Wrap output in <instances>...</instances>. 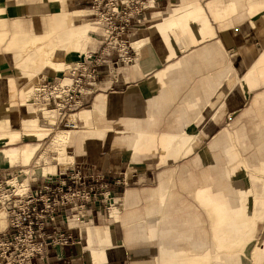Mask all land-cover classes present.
<instances>
[{
  "label": "crops",
  "instance_id": "1",
  "mask_svg": "<svg viewBox=\"0 0 264 264\" xmlns=\"http://www.w3.org/2000/svg\"><path fill=\"white\" fill-rule=\"evenodd\" d=\"M226 4L227 0H166L161 4L165 10L171 8L175 13L181 8H189L188 11H192L200 25H210L213 36L202 41L197 38L199 34L195 35L186 23L181 25L184 38H178L176 42L175 35L163 26L162 40L157 31L152 29L157 19H153L149 12L146 13L140 26L127 35V42L130 45L138 39L148 38L153 51L143 49L138 55L134 52L136 55H131L132 63L127 65L100 67L93 94L84 97V106L80 108L82 110L72 114V122H79L82 130L92 131L96 125L104 129L106 132L103 137L77 135L69 146L72 154L62 162L59 161V150L51 140L53 164H48L42 157L43 166L38 169V175L60 174L56 176L57 179L51 177V180L61 182L64 179L70 184V177L78 172L87 189H91L93 197L83 204L81 210L91 217L93 224L107 226L111 231L113 247L107 251L108 261L104 264H146L151 253L155 252L156 246L141 237L126 240L125 231L131 225L144 226L141 221L146 220L147 211L151 215L159 211L158 198L153 192L160 186V176L168 177V184L174 187L170 191L173 205L169 210L175 211L182 204L190 205L195 211H185V216L202 220L206 226V212L196 203L194 191L205 185L212 187L213 193L222 197L230 193V184L237 176L233 171L229 174L221 156L216 157L211 153L221 151L222 145L226 143V140L225 143L221 140L228 137L229 129L235 128V132L242 129L244 137L245 121L264 118V102L260 100L253 106L256 98H264V70L256 73L255 87L249 91L248 100L236 88L229 91L227 84L229 73L241 75L260 50L264 43V30L258 33L249 30L247 24L252 18L244 11L222 19ZM68 5L74 9L66 11L87 9L88 12L91 0H69ZM197 5L203 13L196 12ZM218 13L220 19L217 18ZM96 45L91 44L89 39L86 49ZM1 57L3 65L0 70L4 75L0 78V86L10 77V88L15 97L19 90L15 72H24L26 64L23 60L27 56ZM8 102V99H4L3 105ZM250 103V107L258 112L257 116L252 114V110H245ZM53 127L56 133L64 131L58 122ZM18 129L22 132L21 128ZM14 130L15 123L0 121V131ZM54 132L47 136L52 139ZM138 133H145L144 136L150 138L144 139L140 151L132 156L130 145ZM189 135L198 137L192 148L187 147L185 141L175 138ZM163 136L171 138L165 139ZM219 144L221 149H217ZM43 145L47 146V142H43ZM37 150H33V155L26 163H22L24 161L21 159L20 164L24 168L30 166ZM240 157L242 163L251 166L248 169L252 174H245L254 177V173H257L255 169L259 170L260 167L258 162L257 165L253 162L259 160L258 154H242ZM8 163L10 161L0 163V167L14 165H6ZM243 168L244 165L241 167L242 173ZM208 170L211 176L206 175ZM3 173L10 175L1 170L0 178L4 176ZM18 173L26 174L29 171ZM14 176L15 173L11 177ZM21 176L15 178L22 179ZM96 178L101 180L94 182ZM44 179L37 178L36 188L43 185ZM255 184L259 187L254 189L252 185V192L257 194V199L264 198L262 185ZM106 195L111 199L125 200L119 223L110 218ZM68 215L69 212L58 217L47 232L52 234L60 231L71 238V243L65 246H44L31 264H93L88 252L83 249L86 237L82 223L72 221ZM136 230L139 234L142 232L139 227ZM259 231L262 234L258 242L264 243V226L259 225Z\"/></svg>",
  "mask_w": 264,
  "mask_h": 264
},
{
  "label": "bare ground",
  "instance_id": "2",
  "mask_svg": "<svg viewBox=\"0 0 264 264\" xmlns=\"http://www.w3.org/2000/svg\"><path fill=\"white\" fill-rule=\"evenodd\" d=\"M8 1L11 2L14 0H7V2ZM157 1L158 0H148L147 8L149 11L156 6L157 11L153 12L152 18L158 19L161 17L163 19L162 23H154L152 26V29L157 31L162 40L163 38L161 35V28L163 26H165L172 34H176L177 36L181 37V25L184 23H186V25L192 29L195 35L199 34V37H197L199 41L213 36L212 28L207 23H203L198 26L191 25L189 17L192 13L187 12L189 8H181L176 11L177 13H175L171 8L165 10L163 6H157ZM241 1H247V15L250 17L254 14H259V8L264 9V2H258L261 0H252L257 1L258 3H253L251 0H227V4L224 6L222 12L223 17L226 18L232 9H238V7H240L242 4L240 3ZM65 2L66 0H33L28 9V11L30 10L31 17L27 20V23H25L28 24V27L22 28L20 25V15L22 16L23 14L20 13L24 10L20 9V2L9 4L8 14L10 19L8 22H6L4 8L5 5L3 0H0V44L4 42L6 34L8 33V25H10L11 30L14 31L11 38L7 41V44L4 48V54L27 56L23 60V62L26 64L24 72H16L15 74V78L19 86V91L15 97L13 95V90L10 88V77H7L4 84L0 86V121L7 120L8 122L15 123L16 125L20 119L19 121L23 127L28 130L29 138L42 137L44 132L47 131L42 129L44 123L48 122V120L49 122H53L55 120V113L58 115V111L54 108L51 109L44 107L38 113H31L30 111L32 105L33 107L39 106L34 104L33 95L38 81H42L41 76H45V79L43 80H46L51 75L55 76L56 74H60L58 68L61 66L65 68L64 71L72 73L80 63L73 64V69H70V64L74 60L83 56L81 43L83 40L92 39L89 35L90 31H92L90 34L93 35L96 31L102 30V42L107 36L106 30L102 26V20L104 19L102 14L99 13V16L102 18L101 21H93L94 25L87 21L80 22L79 19H81V17L84 19L86 16L85 14L87 13H90L91 15L92 10H89L88 12H76L74 10L66 11L64 9ZM230 5L233 6L230 7ZM197 8L198 9L196 12L198 14L203 13L198 5ZM254 10H256L255 13H253ZM116 11L118 10H115V12ZM217 18L220 19V16H217ZM257 19L259 18H252L248 21L247 26L249 27V30H253ZM263 30L264 23L261 24L260 30H258L256 33ZM21 36L26 38L19 40ZM92 41L98 44L97 40ZM133 45L136 47L137 55L143 49H146L147 52L153 51L148 38L142 40L138 39ZM120 46L121 49H123V52L124 50L128 51V48H131L130 46H125L123 43H121ZM32 55H37V57H33ZM168 58L169 56L167 59ZM83 60H92V54L90 51L86 53ZM2 65L3 62L0 60V69H2ZM47 66L50 67V70L52 71L51 73L47 70ZM262 67H264V43L241 75L229 73L227 77L228 90L232 91L235 88L238 89L240 92H242L246 100L248 98L247 94L249 91L255 87V80L257 79L256 73H259V70L261 69L262 71L264 70ZM3 75L4 73L0 70V78H2ZM58 77L59 83L61 85H67L71 83L69 74L63 73L58 75ZM4 99H8L9 101L5 105H3ZM260 100L264 102V98H256L253 102V106H256ZM39 107H41V105ZM251 109H253V107H251ZM19 112L21 113L20 118H18ZM68 120H70L69 123L72 122L73 115H70ZM260 124L262 125L261 127H263L262 130H264V118L261 119ZM105 132L106 131L104 129H99L97 125L94 129H92V131H85L82 129L77 131H60L54 138V145H56L57 149H60L61 153L71 152L69 146L77 135H82L83 137L101 138ZM5 133L6 132L0 131V141L4 139ZM144 135L145 133H138L133 138L130 145V149H132V156L135 152L137 153L140 151L141 147L143 146V140L150 138ZM17 137L18 136L16 133H12L11 137H9L10 141L8 142H14ZM163 138L169 139L171 137L163 136ZM184 138V141L187 143V147L192 148L193 143L196 142L198 137L197 135H189L184 136ZM254 141H258L257 154L260 160V167L258 171L264 176V133H261V135L256 137ZM238 142L240 145H242V138H239ZM226 154L233 162L237 160L236 157L230 152L229 147L226 149ZM16 179L18 178H15V180ZM19 179V183L8 180L5 181L4 184L0 183V205L1 202H4V207H6L8 201L11 200L12 197H23L30 192L25 189L24 184H21ZM160 179V186L153 193H155L158 198V210L163 211L161 208H163L164 205H167L168 203L172 207L173 201L170 199V194L168 196L165 195V191L170 185V183L168 184L166 180L168 177L163 178V176H161ZM15 186L19 187L17 188ZM30 187L31 186H29V188ZM4 188H7L8 190H3ZM4 193H7L8 195H4ZM213 195H215V198H213ZM195 199L201 206L206 207L210 214L213 215L214 220L212 221L211 230L213 232L228 233L229 236L222 237L221 243L218 244L214 241L209 242L207 240L208 228L203 227L197 218L186 217V213L184 214V212L191 211L193 207L183 204L181 206L179 205V207L175 209V211H179V213L173 214L171 217L161 216L160 219H158V212L157 214L151 215V212L147 211L145 222L148 224V227L140 228V225H131L126 227V240L129 241L130 239L132 240L136 237H141L146 242L153 243L156 246L155 253L150 256V262L148 264H210L211 255L216 256V260L213 264H229L227 259L228 254H231L234 251H242L247 242L253 237L254 230L256 229V222L252 219V210L256 202L253 198L249 181L247 179H242L241 184L235 187L234 192L228 193L226 197L214 194L212 187L202 185L200 188H198L195 194ZM258 200L261 204L262 211L261 214L258 215L257 219L255 218L257 222L264 220V198H259ZM122 201H125L124 198ZM168 211L170 210L168 209ZM72 217L74 218V216ZM114 221L119 223L120 215H115ZM186 223H193L194 226L184 228L179 226ZM156 224H159L160 226L158 234H160L161 240L159 239V242L155 239L156 236L154 227ZM3 226L4 214L0 212V229L3 228ZM137 227L142 230L140 234L137 233ZM94 233L98 239L97 246L94 245L92 238L91 240H88V243L83 249L88 252L93 264H104L108 261L107 251L112 249L113 243H110L109 236L105 232H102L101 229L95 228ZM92 236H94V234H92ZM119 244L122 245V242H119ZM236 263L249 264L245 258L239 259Z\"/></svg>",
  "mask_w": 264,
  "mask_h": 264
},
{
  "label": "built area",
  "instance_id": "3",
  "mask_svg": "<svg viewBox=\"0 0 264 264\" xmlns=\"http://www.w3.org/2000/svg\"><path fill=\"white\" fill-rule=\"evenodd\" d=\"M147 5L148 0H91L92 14L89 17L101 21L99 13L104 16L102 26L107 36L98 50L92 53V60H82L69 73L71 83L61 85L48 79L39 81L34 89V104L56 109L58 124L63 128L80 130L79 122L69 123V116L84 106V97L93 94L100 67L132 63L131 55L134 54L126 50L123 52L120 44L129 46L127 35L144 21V15L148 13ZM70 180L71 183L67 184L64 179L61 182L44 179L41 187L8 201V225L0 232V264H31L44 246L71 243V238L60 231L47 232L58 217L81 210L83 204L93 197L78 172ZM99 180L101 178H96L94 182ZM0 183L4 184L5 180H0Z\"/></svg>",
  "mask_w": 264,
  "mask_h": 264
},
{
  "label": "rangeland",
  "instance_id": "4",
  "mask_svg": "<svg viewBox=\"0 0 264 264\" xmlns=\"http://www.w3.org/2000/svg\"><path fill=\"white\" fill-rule=\"evenodd\" d=\"M33 0H18V1H11V2H7V0H3L4 2V5H5V20L6 22L9 21L10 17H9V4H15L17 2H20V9H23L24 11H22L20 14H23L22 16L20 15V19H21V23L20 25L22 26V28H26L28 27V24H25L27 23V20L30 19L31 17V14H30V10L28 11L29 9V6L30 4L32 3ZM163 1V2H162ZM166 0H158L157 2V6L160 5V7L162 6L161 4H163ZM68 2L69 0H66L65 2V7L64 9L65 10H71V9H74L73 7H69L68 5ZM251 2L255 3L257 1H252ZM258 2H264L263 0L261 1H258ZM257 2V3H258ZM240 3L241 6L238 7V9H232L229 13V15L226 17V18H229V17H233L235 16L236 14H239L240 12H243L248 14L247 13V1H241ZM234 5V4H233ZM233 5H230V7H232ZM83 10H87V9H83ZM90 10V8L88 9ZM75 11V10H74ZM157 11V7L155 6L153 9H150L148 12L151 14H153V12ZM76 12H81V11H76ZM188 13H192V11H187ZM256 10H254L253 13H255ZM259 14H254L251 16V18H259L256 20L255 24H254V27H253V32H257L258 30H260L261 28V24L264 23V9H260L259 8ZM187 13V14H188ZM82 15V14H81ZM84 15V13H83ZM86 16L84 17V19H79L80 22H89L90 24L94 25L93 21H95V19L93 17H89L91 16L90 13H87L85 14ZM189 16V15H188ZM194 14L192 13L189 17L190 19V22H191V25L193 26H198L200 25L198 19L194 18L193 17ZM217 16H220L219 13L217 14ZM192 17V18H191ZM225 17H223V14H222V19H226ZM162 18H158L156 20L155 23L157 24H160L162 23ZM257 24H258V28H257ZM101 30V29H100ZM92 31H90L91 33ZM14 33L13 30H11V26L8 25V33L6 34V37H5V40L4 42H2L0 44V60L2 61V57L1 55H5L4 54V48L7 44V41L11 38L12 34ZM90 37H92V39L90 40V43L91 44H94V42L92 40H97L98 44L96 46H94L93 48H87L86 49V45L88 43L89 40H83L82 43H81V48H82V51H83V56L80 57L79 59H76L74 60L71 64H70V69H73V64H77V63H80L87 52H91V54L95 51L98 50V48L102 45V33L103 31H96L93 35L90 34ZM176 35V34H175ZM183 37V34L182 36ZM179 36L176 35L175 37V40L176 42H178V38H181ZM26 37L24 36H21V39H25ZM96 44V43H95ZM135 42L131 43L129 46L131 47L130 49L128 48V51L132 52V53H137L136 52V47L135 45ZM85 53V55H84ZM134 53V55H136ZM72 61V60H71ZM51 64V63H50ZM47 70L51 73L52 71L50 70V67L47 66ZM65 68H63V66H61L60 68H58V71H60V74H56L55 76L54 75H51L49 76V78H47L48 80H52V81H56V82H59V77L58 75H61V74H69L68 71H64ZM16 74V72H15ZM41 80L45 79L44 77L45 76H41ZM263 79V78H262ZM264 80V79H263ZM39 82V81H38ZM19 91V90H18ZM17 91V93H18ZM16 93V94H17ZM15 94V95H16ZM249 95V93L247 94ZM96 100V99H95ZM94 100V102H95ZM248 100V98L246 99ZM17 101V100H16ZM93 102V103H94ZM16 104L18 105V103L16 102ZM93 105V104H92ZM251 103L248 105V107L245 109L246 111L248 110H252V114L257 116V111H255L254 109H251ZM250 107V108H249ZM42 108L44 107H31L30 111L31 113H38ZM90 108V107H89ZM89 108H84V109H89ZM46 109V108H45ZM53 109V108H51ZM50 110V109H48ZM82 110V109H80ZM78 110V111H80ZM76 111V112H78ZM75 112V113H76ZM21 117V113L19 112L18 113V118ZM20 120V119H19ZM18 120V123L15 125V130L14 131H9V132H6L4 134V139H2L0 141V163L1 164H4V163H7L8 161H10V163L6 164V165H13V166H6V167H0V171L3 170L7 173H10V175H5L4 173V176L2 178H0V180H5V181H16L17 183L18 182V179L15 180V177H18V176H21V178L19 179L20 180V183L21 184H24V187L27 191H32L33 189H35L36 187V180L37 178H45L46 180H49L51 179V177H56L60 174H55V175H47V176H41L40 174L38 175L37 174V171L39 168H41V166H43V163H42V157L46 160V162L48 164H53L52 160H53V154H52V151L50 150V146H51V140H52V143H54V136H56V132L57 130L54 132L53 130V126L57 125V122H58V115L55 113V120L53 122H46L44 123V126L42 127V129L44 130H47L46 132H44L43 136L40 137V138H29V134H28V130L26 128L23 127V125L21 124V122ZM73 121V120H72ZM260 119H249L247 121H245V130H244V137H243V134H242V129L238 130L235 132V128H231L229 129L228 131V137H224V139H222V143L224 142L225 146L222 145V149L220 148V144L217 146V149H221V151L217 150V151H213L211 153L212 154H215L216 157L218 156H221V159H222V163H226L227 164V169L229 170V174L233 171V173L237 176L235 178V180H233L230 184V193H233L234 190H235V187L237 185H240L241 184V181L242 179H247L250 183V186H251V191H253L252 189V185H253V188L257 189L259 186H257L255 183H260L262 186H261V190H263L264 188V176L261 172L258 171V169H255L257 173H254V177L251 176L250 174H252L251 170H249L248 168H251L248 167L245 163H242L241 161V155H247V154H251V155H254V154H257V149H258V141H254V139L256 137H259L261 135V133H264V130L263 127H261L262 125L260 124ZM18 128H21L22 132L19 131ZM80 128V127H79ZM256 128V129H255ZM63 130H67L65 128H62ZM81 129V128H80ZM61 130V128H60ZM50 132H54V136L51 135L53 138L50 139L48 135V133ZM12 133H16L17 134V139L14 141V142H8L10 141L9 137H11V134ZM235 133V134H234ZM175 138H179V140H185L184 136H180V137H175ZM218 138V137H217ZM239 138H242V141H243V144L240 145L239 142H238V139ZM25 139V140H23ZM216 141V138L214 139ZM213 140V142H214ZM43 142H47V146H44L43 145ZM212 142V143H213ZM249 142V143H248ZM33 146V147H32ZM54 147L56 148V145H54ZM227 147L230 148V152L236 157V161L233 162L230 157L226 154V149ZM29 148H32L30 150H28ZM34 149H38L37 152L35 153V156H34V159L32 160V162L30 163V166H28L27 168H24L20 163H21V159H23L24 162L22 163H26L30 157L33 155V150ZM59 150V161H64L66 156L72 154L71 152H63L61 153L60 149H57ZM64 154V155H62ZM224 156V157H223ZM3 160V161H2ZM19 162V163H16V162ZM251 162V161H250ZM254 164L257 165V162L260 163V160L257 161V160H254L253 161ZM16 163V164H15ZM229 164V166H228ZM248 164V163H247ZM242 165H244V168H243V172H241V167ZM260 166V164H259ZM13 168V169H12ZM8 169V170H7ZM20 171H29V173H18ZM250 173L248 175H246L247 173ZM259 172V173H258ZM15 173V176L12 178L11 176H13V174ZM246 173V174H245ZM206 175L207 176H211L209 170H208V173L206 172ZM61 176V175H60ZM25 177H26V180H25ZM160 178L161 176L159 177V182H160ZM251 179H252V182H251ZM27 184H28V187H27ZM29 186H31L29 188ZM15 187H19V186H15ZM27 187V188H26ZM201 187V186H200ZM198 187V188H200ZM174 187L170 184L169 187L166 189L165 191V195L168 196L170 194V191L173 189ZM198 188L194 191V199H195V194L198 190ZM3 190H8L7 188H4ZM1 193V192H0ZM9 193V192H7ZM7 193H4V195H8ZM252 195H253V198L256 202V204H254L253 206V221L255 220V224H256V229L254 230V233H253V237L247 242V244L245 245L244 249L242 251H234L233 253L231 254H228V262L229 264H237L236 262L241 259V258H245L249 264H264V247L260 246V245H264V243H262L261 241L258 242V238L259 236H261L262 232L259 231L258 232V226H264V220L262 221H256L257 217L259 214H261V204L259 203V200L256 198L257 197V194H255L254 192H252ZM106 199L109 200L108 202V208H109V211H110V218L112 220H114V216L115 215H120L122 210H123V201L120 200V198H115V199H111V197L109 195H106L105 196ZM213 198H215V195H213ZM8 199V198H7ZM118 199V200H117ZM15 199H13L14 201ZM196 201V199H195ZM196 203L198 204V206L206 212V215H207V220H208V224L207 226L205 225V223H203L202 220H199L200 221V224L203 226V227H206L208 228V233H207V240L209 242L211 241H214L216 243H221L222 242V237H225V236H229L228 233L226 232H213L211 230V227H212V221L214 220V217L212 214H210V212L208 211V209L206 207H203L201 206L197 201ZM121 205V206H120ZM111 207V208H110ZM171 206L169 205V203L167 205H164L163 208H161L163 211H158V219H160L161 216H168V217H171L173 216V214H178L179 211H168V209L170 208ZM166 210V211H165ZM6 207H4V202H1V205H0V212H2L4 214V226L3 228L0 229V232H3L6 227H7V212H6ZM80 211V212H79ZM191 211H195L194 208L191 209ZM79 212V214H78ZM74 214H78L77 216H74ZM70 216V219H72V221L74 220H78L80 223H82V227H83V234L85 235L86 237V244L88 243V240H91L93 238V242H94V245L97 246L98 244V239H97V236L96 234L94 233V230L95 228H99L102 230V232H105L108 236H109V241L110 243H113L112 242V238H111V231L109 229V227L107 226H100V225H96V224H93L92 220H91V217L89 216H86L82 210H76L75 212H69V215ZM74 216V218L72 217ZM183 216V215H182ZM203 216V214H202ZM147 217V216H146ZM156 218V217H154ZM256 218V219H255ZM146 221V220H145ZM142 222L141 221V225L144 224V226H140V228H147L148 227V224L146 222ZM188 224H192L194 226L193 223H188ZM188 224H181L179 225L181 228H184V227H189ZM159 224H156L154 229H155V239L158 240L159 242V239L161 240V236L159 233ZM92 234H94V236H92ZM85 244V246H86ZM247 251V252H246ZM155 253V252H154ZM153 253V254H154ZM255 253H257L255 255ZM152 255V253H151ZM216 260V256L215 255H211V263L210 264H213L214 261ZM150 262V259L147 261V264Z\"/></svg>",
  "mask_w": 264,
  "mask_h": 264
}]
</instances>
